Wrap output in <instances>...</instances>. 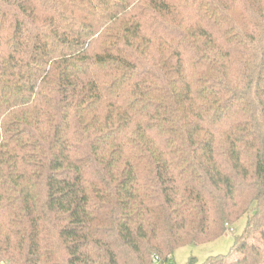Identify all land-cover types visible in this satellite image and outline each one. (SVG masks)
Segmentation results:
<instances>
[{
	"label": "trees",
	"instance_id": "obj_1",
	"mask_svg": "<svg viewBox=\"0 0 264 264\" xmlns=\"http://www.w3.org/2000/svg\"><path fill=\"white\" fill-rule=\"evenodd\" d=\"M242 219L200 264L264 230V0H0V264H168Z\"/></svg>",
	"mask_w": 264,
	"mask_h": 264
},
{
	"label": "rangeland",
	"instance_id": "obj_2",
	"mask_svg": "<svg viewBox=\"0 0 264 264\" xmlns=\"http://www.w3.org/2000/svg\"><path fill=\"white\" fill-rule=\"evenodd\" d=\"M244 227L245 219H242L225 235L213 242L180 248L168 264H188L191 261L200 264L209 257L226 255L234 244L235 236L241 235ZM250 255H254L255 261L264 263V230L256 233L240 252L229 259L227 264H247Z\"/></svg>",
	"mask_w": 264,
	"mask_h": 264
}]
</instances>
